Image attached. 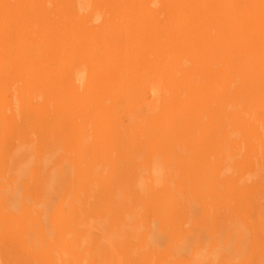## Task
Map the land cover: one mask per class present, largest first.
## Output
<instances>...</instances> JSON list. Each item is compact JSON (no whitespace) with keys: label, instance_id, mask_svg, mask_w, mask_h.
Masks as SVG:
<instances>
[{"label":"bare ground","instance_id":"6f19581e","mask_svg":"<svg viewBox=\"0 0 264 264\" xmlns=\"http://www.w3.org/2000/svg\"><path fill=\"white\" fill-rule=\"evenodd\" d=\"M0 264H264V0H0Z\"/></svg>","mask_w":264,"mask_h":264}]
</instances>
